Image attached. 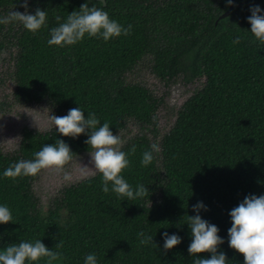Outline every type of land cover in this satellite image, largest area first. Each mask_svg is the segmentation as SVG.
<instances>
[{"label":"trees","instance_id":"obj_1","mask_svg":"<svg viewBox=\"0 0 264 264\" xmlns=\"http://www.w3.org/2000/svg\"><path fill=\"white\" fill-rule=\"evenodd\" d=\"M28 3L30 13L47 10V28L33 35L19 23L0 24V54L8 51L13 62V99L27 106L45 104L57 116L79 105L85 116L93 112L101 123L107 121L124 141L121 150L136 148L122 175L133 188L141 183L149 192L143 199L122 200L104 193L101 176L94 173L63 188L46 210L34 191L40 172L15 180L0 177V203L13 216V222L0 225V248L41 239L54 250L59 242L57 264H83L89 252L96 253L98 264H192L186 220L199 200L208 206L202 218L225 238L218 251L225 252L228 264H243V255L227 244L228 212L246 194L264 193V46L253 40L246 20L249 6L264 9V0H234L231 13L222 18L230 7L225 0H106L98 6L120 24H131V33L107 42L86 36L64 48L47 44L49 29L85 0ZM11 10L24 11L20 0H0V16ZM236 34L238 45L232 43ZM143 65L166 83L203 79L162 135L157 116L162 99L132 80ZM56 138L73 152L67 163L91 151L83 134L72 139L54 128L24 127L14 151L0 149V172L31 159ZM153 142L160 152L142 167L141 153ZM141 231L152 235L153 243L141 244ZM163 231L177 233L181 243L163 250Z\"/></svg>","mask_w":264,"mask_h":264},{"label":"clouds","instance_id":"obj_2","mask_svg":"<svg viewBox=\"0 0 264 264\" xmlns=\"http://www.w3.org/2000/svg\"><path fill=\"white\" fill-rule=\"evenodd\" d=\"M105 0H85L78 10L71 11L66 19L57 26L49 29L47 44L64 48L75 45L87 37H95L107 42L112 38L127 36L132 31V25L120 24L110 18L109 13L98 6ZM226 5L234 6V0H225ZM91 4L92 6H89ZM20 11H9L0 16V24L19 23L22 27L35 35L41 28H47V10L37 7L34 13L28 11V0H20ZM250 15L246 17L250 25L248 30L258 46H264V9L259 4L249 6ZM60 21L59 16L56 17ZM241 41L239 34L234 35L232 43L238 45ZM49 120L55 132L61 136L78 138L81 134L86 136L84 141L88 145L92 169L101 176V190L104 193L110 191L122 200H137L146 197L148 188L137 183L135 188L124 178L122 171L129 166L128 155L135 152L132 145L128 152L121 150L124 141L114 135L107 121L101 123L95 113L87 112L78 105L68 109L63 116L49 114ZM160 152L157 142L150 144L149 148L141 153L139 164L147 167L153 163L155 155ZM73 152L70 146L60 138L54 143L44 144L33 153L31 159H19L10 164L2 172L0 177H8L15 180L17 177L35 176L40 170L55 168L63 170V166L72 159ZM67 179V174H65ZM207 212L208 206L203 201H197L192 205L193 215H187L186 225L189 229L190 242L187 247L192 264H228V258L224 251H218V247L225 242V238L218 235L219 228L203 219L201 212ZM231 226L227 229V244L235 253L243 255V264H264V193L256 195L246 194L243 199L228 212ZM13 222V216L5 203H0V225ZM141 244L153 243V236L141 231L137 234ZM163 241V250H170L181 243V237L177 233L163 231L160 233ZM59 242L55 249L47 247L41 239L20 240L0 248V264H37L41 259L44 264H57L62 259V253L58 250ZM200 253H208L207 258L199 256ZM83 264H98L95 252H89L83 258Z\"/></svg>","mask_w":264,"mask_h":264},{"label":"rangeland","instance_id":"obj_3","mask_svg":"<svg viewBox=\"0 0 264 264\" xmlns=\"http://www.w3.org/2000/svg\"><path fill=\"white\" fill-rule=\"evenodd\" d=\"M12 69L13 62L9 52L1 53L0 149L8 153L18 147L21 131L24 127L42 132L54 128L48 116L49 114H55L45 104L27 106L19 104L13 99L14 84L10 77ZM134 79L150 88L156 97L162 99L157 111L160 135L171 128L182 103L203 84V79H196L192 83H187L182 77L168 83L160 81L151 73L148 65L137 67V75L132 74V80ZM132 134H134V131H132ZM94 173L89 154L78 156L70 163L65 164L63 170H56L55 168L42 169L34 182V191L40 198L42 206L47 210L48 205L63 188ZM65 174H67V179Z\"/></svg>","mask_w":264,"mask_h":264},{"label":"water","instance_id":"obj_4","mask_svg":"<svg viewBox=\"0 0 264 264\" xmlns=\"http://www.w3.org/2000/svg\"><path fill=\"white\" fill-rule=\"evenodd\" d=\"M105 2H106V0H105ZM104 4H105V3H104ZM232 8H233V6H230L229 9H228L223 15H221V18H222V17H226V16H228V15L231 13Z\"/></svg>","mask_w":264,"mask_h":264}]
</instances>
